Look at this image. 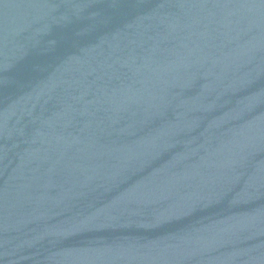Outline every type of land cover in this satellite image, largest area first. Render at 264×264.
Returning a JSON list of instances; mask_svg holds the SVG:
<instances>
[{
  "label": "water",
  "instance_id": "95a60500",
  "mask_svg": "<svg viewBox=\"0 0 264 264\" xmlns=\"http://www.w3.org/2000/svg\"><path fill=\"white\" fill-rule=\"evenodd\" d=\"M0 264H264V0H0Z\"/></svg>",
  "mask_w": 264,
  "mask_h": 264
}]
</instances>
